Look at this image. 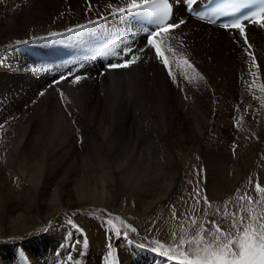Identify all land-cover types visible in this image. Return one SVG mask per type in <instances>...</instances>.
Masks as SVG:
<instances>
[{
  "label": "bare ground",
  "instance_id": "6f19581e",
  "mask_svg": "<svg viewBox=\"0 0 264 264\" xmlns=\"http://www.w3.org/2000/svg\"><path fill=\"white\" fill-rule=\"evenodd\" d=\"M84 1L89 0H0V130L5 131L0 133V172L9 170L29 188L17 192L0 178V238L23 240L22 244L0 245V264H24V258H29L30 264H74L77 260L79 264H100V252L84 253L85 236L78 232L69 235L64 222L58 221L43 236L38 233L52 218L60 220L66 209L106 211L113 207L141 218L164 206L171 186L156 191V182L165 173L166 167L158 160L166 150L154 146V141L167 143L175 139L176 127L184 130L180 111L187 112L195 143L218 135L222 138L220 147L230 145L236 122L264 143V46L259 49L254 45L258 34L264 38V27L254 24L245 29L252 46L245 55L250 57L263 88L260 91L247 84L246 98L238 106L234 94L223 95L220 81L238 57L234 54L238 48L227 39L229 34L239 35L238 31L227 32L184 13L187 23L174 30V39L167 34L162 39L165 48H174L173 53H167L171 69L192 84V100L180 86L173 87L168 69L152 58V50L140 53L141 59L128 68L109 69L95 54L103 47L98 43L89 48L94 45L88 36L91 31L106 39L104 51L116 43L125 45V38L133 41L129 46L133 49L145 47L146 40L129 15L115 11L113 17L100 20L88 12L91 8L85 7ZM184 59L192 68L182 63ZM102 67L105 70L98 76ZM68 73L85 78L72 84L69 76L55 84ZM214 150L212 159L206 157L210 160L208 193L213 198L231 187L221 166L230 153ZM168 152L173 159L179 156L172 148ZM131 156L138 159L136 164L129 163ZM113 163L121 168L120 173ZM134 171L143 173L140 182L132 179ZM126 174H131L133 187L122 183ZM226 183L230 186L223 189ZM90 227L94 230L99 226ZM137 228L141 230L133 238H113L115 257L108 254L105 264H184L159 255L150 246H141L142 224ZM93 236H89L91 242ZM21 245L23 254L17 252ZM69 255L72 261H68Z\"/></svg>",
  "mask_w": 264,
  "mask_h": 264
},
{
  "label": "rangeland",
  "instance_id": "374dc122",
  "mask_svg": "<svg viewBox=\"0 0 264 264\" xmlns=\"http://www.w3.org/2000/svg\"><path fill=\"white\" fill-rule=\"evenodd\" d=\"M128 2L129 0L84 1V3L86 4L85 7L91 8V10H88V12H94L97 17H100H98L100 20L103 19L102 17L110 15L111 17H113V12H115L117 8L127 7ZM109 5H112V7L110 8ZM176 19L177 21H179V19H187L185 18L184 12L181 7L180 14H178V17ZM252 34L251 36H253ZM229 36L227 39L231 40V42H233L238 48V51H235L234 53L235 55H238V57L234 58L233 63L229 65L230 68H227L228 73L222 76V79L220 80H223V82H221V89L224 96H228L229 94H232L233 96L234 94V99H237L238 97V99L235 101H237L238 106H240L239 103L243 102V100H245L246 98L247 84H249V88L250 86H252V88H256V90L260 88V91L263 86H261L259 75L257 74L258 72L254 69V65L252 64L250 57L248 55H245V49L247 48V45H244L243 43L244 38H241L239 37V35L234 34H229ZM256 38H258L259 40L258 42H256L257 39L255 40V48L259 47L260 49V47L264 46V38L260 34H258ZM100 39L101 37L99 38V42ZM198 60L199 58L197 57L196 61L198 62ZM238 66H241L239 67L240 69L238 68ZM102 68L103 69H98V76L100 74V70H105V67ZM172 71L177 77V83H174L171 79L173 87L177 89L179 85L186 95V98L193 100L194 90H190L192 84L189 83V79L184 82L177 71ZM206 90H210L208 85L206 87ZM195 104L196 103L194 101L193 105ZM180 113V122L182 123L181 125H184V130L182 131L176 127V129L173 131L175 139H173L172 141H168L167 143L161 140L154 141V146H162L161 149L163 148L164 150H166V154H163L160 157V160H158L159 163H163L164 168L166 167L164 171L165 173L163 174V178H157V180H159V183L158 181L156 182V191L159 188L164 189L169 185L171 186V190L169 191L170 194L167 197V202L164 206L158 207L159 209H153L152 212L149 211L141 218H137L135 217V215L133 216L132 213L130 215H127L126 213L123 214L121 212L115 211L113 207H111V209H107L108 211L100 209L97 210L93 208L87 210H83L82 208L66 209L60 213V220L52 218L47 224V227L44 228L40 233H38V236H43V232H45L49 227L55 225L56 223H58V221H62L69 226V235L78 232L87 238L88 247L84 248L83 252L88 254L92 250L99 251V256L100 258L102 257L101 260L103 259L102 261H100V264H105L107 259L106 256L109 254V252L111 253V255H113L112 258L115 257L114 250H116V248L113 249V238L120 237L121 235H127L126 237L133 238L134 235L138 234V232L141 230V228H139V230L137 228L139 223V225L142 224L143 226V233L139 235L141 246L146 248L150 246L153 248V251H155L159 255L165 256V258L172 259L176 262H182L186 260H202L205 257V248L207 247V244L205 242L211 241L216 235H219V233L216 232L215 226H219L221 231L224 233H230L231 235L227 238L234 239L237 231L236 228L232 227L234 218L237 226H239L241 216L244 217L245 224L248 223L249 217L257 218L253 223V228H257L260 223H264V193H257L254 191L255 182L257 180L261 183L262 186H264V143L260 142L256 138H252L244 125L238 124L237 122L232 127V141L230 145L224 143L225 145H223V147H220L222 138L218 135H215L214 138L211 137L209 140L204 139L203 142L195 143L193 140V133H191L192 131L190 128L191 126L189 123V119L187 117V112L180 111ZM228 114H230V111L226 113V115ZM156 121L157 120H155L154 123H156ZM176 126H178V124ZM145 128L147 131L146 133L149 134L151 130L150 124H148V126ZM221 129L223 131L229 130L223 127H221ZM2 131L0 130V133H2ZM249 136H251V138ZM211 139H213L214 141ZM206 146H208L209 148H207ZM169 148H172L176 152L175 155L178 156L179 154L177 159H173L172 157L168 156L167 153H169ZM213 148L218 150L221 149L224 152L230 153V159L226 160L224 166L223 164L221 165L223 167V170L221 167L220 171L222 170L225 176L227 175L226 182L230 181L231 187L227 188V186L230 185H228L227 183L224 184L223 189L227 188L224 191L225 193L223 192L215 198L210 197L208 193V163L210 160H207V158L211 157L212 159L213 155L215 154L213 153L212 155V152L215 151ZM250 149L252 150V152ZM247 154H249L250 156H247ZM242 156L244 157L242 158ZM114 160L116 163L117 160ZM136 160L138 161V159ZM136 160L131 156L129 163L136 164ZM115 163H113V166L115 168L114 170L117 171V173H120L119 171L121 168L117 169V165H115ZM155 166L152 167L155 168ZM237 169H239L240 171L236 173ZM8 172L9 170L6 172L3 170V172H0V178H2V181H6L4 183L7 187L10 188V186H12L11 188H13L17 192H23L24 189H29L27 188L28 183L27 187L22 185L23 181H20L19 179L17 180V175H15L14 173L9 174ZM134 172H132V179H137L140 182V180L143 178L141 176L143 175V173L139 171ZM1 174L3 175L1 176ZM237 174H239L238 177ZM129 175L131 174H126L124 178H121L124 179V181H122L124 186L128 188L133 187L132 179L129 178ZM250 179L253 181V183L249 182ZM162 183L163 185H161ZM7 184L10 186H8ZM12 184L14 185V187ZM128 184L130 186H128ZM19 187H22L23 189ZM245 193H247V196L252 197L251 204H249ZM123 194H125V191H123ZM242 196H245V198L240 199V197ZM205 197L207 198V201L209 203H205ZM234 213L235 217H233ZM173 214H175V218ZM193 218H195V223L192 222ZM82 220L84 221V224L86 223L85 225L81 223L83 222ZM108 220H111L112 224H108ZM212 222H214V224ZM93 225L99 227L93 230L92 227H90ZM117 229L121 233L119 236L116 235ZM133 229H135V231H133ZM96 232L97 234H95ZM209 233H211L212 235H209ZM89 236H93L94 241L91 242ZM201 236L204 237L205 242L201 241ZM221 239L224 240V237H221ZM181 240L184 241V244L182 246ZM18 242H21L22 244L23 240L20 238H16L15 236L0 238V245H15L18 244ZM224 242H226V240H224ZM18 248L19 249H17V252L23 254L22 250H24V247L21 245L18 246ZM208 250L213 251L215 249L209 248ZM24 264H30L29 258H24Z\"/></svg>",
  "mask_w": 264,
  "mask_h": 264
},
{
  "label": "snow or ice",
  "instance_id": "6c2138e0",
  "mask_svg": "<svg viewBox=\"0 0 264 264\" xmlns=\"http://www.w3.org/2000/svg\"><path fill=\"white\" fill-rule=\"evenodd\" d=\"M197 0H186L185 10L193 11L190 6L195 5ZM111 8L112 5H109ZM155 10L158 15L159 23L148 33L145 37L146 45L140 49H133L131 47L123 50L122 55L126 56L127 59H122L120 62L110 63L107 65L109 69H121L128 68L131 65L137 63L141 59L140 53H146L149 50H152L154 59L158 60L166 69H168L167 75L172 78L174 83H177V77L172 71L170 67V59L167 53H173L174 48L169 46L165 48L164 41L162 37L164 35H169V39H174V36L171 34L175 29L181 27L187 23L186 20L180 19L178 22H169L170 14H171V4L170 0H129L127 7L117 8L115 11L117 13H132V14H143L146 12H150ZM197 18L203 20L204 17L199 13H195ZM211 23H215V20H211ZM259 24L261 27H264V0H261V4L258 10L253 11L251 16L244 15L242 17H237L234 20H231L228 23H221L219 26L225 30L227 29H235L238 31L239 36L244 37L243 43L247 45V48H251V44L248 43L246 36V23ZM68 31H72L69 29ZM51 35H56L52 33ZM247 48L245 51H247ZM254 59V56H253ZM184 65L188 68H192V65L188 62L187 59L182 61ZM71 76L72 79L69 81L72 84L78 83L81 79L85 77L80 75H75L73 73H68L66 75H62L59 80L55 81V84H59L63 80H67L68 77ZM179 86V85H178ZM43 95V93H41ZM60 97L62 101H65L67 98L64 93L60 91ZM65 110L68 111L67 106ZM70 114V112H69ZM250 183L253 181L250 179ZM254 191L257 193H264V186L257 180L255 182ZM247 196V193H245ZM245 196L240 197V199H244ZM205 203H209L207 198L205 197ZM249 204L252 203V197L247 196ZM199 202V201H198ZM174 218H175V214ZM235 217V213L233 214ZM257 218L249 217L248 223L245 224V219L241 216L239 226L233 219L232 227L236 228V236L234 239L227 238L230 236V233H224L221 231L219 226H215L216 232L219 235H216L211 241H204V237L201 236V241L207 244L205 248V257L202 260H186L184 264H264V223H260L257 228H253V223ZM193 223H195V218H193ZM108 224H112L111 220L107 221ZM214 224V222H212ZM82 231V230H81ZM135 231V229H133ZM203 231V229H202ZM121 233L119 230H116V235L119 236ZM209 235H212L209 233ZM224 237V240L221 239ZM79 241L76 242L79 245ZM184 244V241L181 240V246ZM83 247H88V240L85 237L83 239ZM209 248H214L215 250L209 251ZM78 250V249H77ZM111 255V253H109ZM68 261H72L73 257L69 255L67 257ZM74 264H79V261H75Z\"/></svg>",
  "mask_w": 264,
  "mask_h": 264
}]
</instances>
